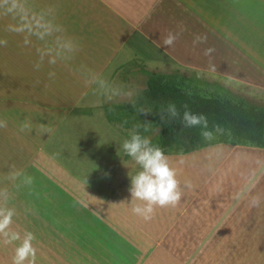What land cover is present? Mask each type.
Wrapping results in <instances>:
<instances>
[{
    "label": "crops",
    "instance_id": "obj_1",
    "mask_svg": "<svg viewBox=\"0 0 264 264\" xmlns=\"http://www.w3.org/2000/svg\"><path fill=\"white\" fill-rule=\"evenodd\" d=\"M81 1L78 5L81 8H84L83 1H90L85 3L90 13L100 9L106 12H101L108 21V28L102 31L104 35L111 33L109 27H116V23L117 27L128 29L125 38L132 37L140 44L159 48L177 64L193 65L189 57L193 59L196 47L201 45L210 59V68L205 66L204 71H212L223 81L264 90V0ZM75 7L73 0H0V14H9L12 26L19 30L24 25L43 27L51 22L61 27L67 15L75 25ZM83 22L88 24L85 19ZM169 34L175 36V40L171 45H165L164 39ZM220 48L230 52L216 54ZM218 56L217 63L221 66L216 69L214 60ZM6 112L7 115L1 113L5 126L0 128V134H4L7 127H17L16 133L20 134L19 127H22L24 135L28 123L20 121L19 116L23 115L16 110ZM26 145L29 144L21 148L27 150ZM217 146L221 149L200 155L187 153L188 159H168L177 172L182 197L176 206L156 207L148 220L133 214L132 208L143 206V202L131 200L129 177L125 173L121 175L116 167V181L107 185L108 193L101 200L94 198V210L101 214H94V225L106 231L103 230V234L96 232L94 226L86 227L90 230L89 237L94 239L90 249L94 264H264V149ZM237 150H251L248 152L257 154L244 179L233 165L227 166L230 155ZM62 155L64 162L68 155ZM220 155L222 157L212 164V159ZM45 157L42 165L38 161V166L43 168L48 180L55 181L56 193L50 191L51 185H46L43 177L39 181L41 198L38 201L27 199L23 196L25 187L18 178L7 190L6 207L15 209L12 225L16 226H12L11 231L20 234V243L24 233L34 234L35 264H62L60 259L52 258L64 255L62 249L47 250L48 246L46 248L39 240L44 242V238L50 236L48 230L52 223L64 225L68 222L64 214L78 222L77 216L91 203V198L81 195L85 186L75 178L74 169L67 170L68 163L64 167L56 157ZM122 159V164L130 161L124 152ZM7 160L6 170L9 164L12 165L11 160ZM100 164L102 160L94 163L96 184L107 170ZM122 164L120 167L123 168ZM4 168L0 167L1 171ZM136 170L138 168L132 174ZM251 180L254 183L248 184L246 193H242ZM75 190L78 191L77 201L71 203L73 196L70 193ZM99 192L100 189L95 193ZM254 200H258L255 205ZM37 206L46 210L39 215L30 214L29 209L34 213ZM52 208L57 209V213H52ZM60 234L66 238L65 233ZM112 238L118 239L115 245L111 243ZM15 245L18 246V240L2 251V256L7 258L4 264H12L13 258L8 256H14Z\"/></svg>",
    "mask_w": 264,
    "mask_h": 264
},
{
    "label": "rangeland",
    "instance_id": "obj_2",
    "mask_svg": "<svg viewBox=\"0 0 264 264\" xmlns=\"http://www.w3.org/2000/svg\"><path fill=\"white\" fill-rule=\"evenodd\" d=\"M80 1L73 0V5L76 6L75 25L69 21L67 15L65 24L61 27H56V24L52 25L51 22L43 27L24 25L19 30L18 27L12 26L9 14L3 15L5 17L0 14V122L3 121L2 112L7 115L6 111L16 110L23 115L19 116L20 121L29 124L25 127L24 135L22 127H19L20 134L16 133L17 127L4 128V134H0V167H6L5 163L9 161L7 159L12 162L8 170L0 169V188L7 187L9 190L16 181L8 178L9 173L22 170L24 175L34 178L31 185H25L23 177L19 178L25 187L24 197L35 201L41 198L39 181L43 177L45 184L51 185L50 191L56 193L55 181L48 180L43 168L38 166V161L42 165L45 156L52 155L59 159L58 162L64 167L68 163L67 170L74 169L75 178L85 186L81 195L83 198H91V203L77 216L78 222L64 214L68 222L64 225L52 223L51 229L48 230L50 236L44 238V242L39 240L45 247L48 246L47 250L57 247L62 249L64 255L52 256L57 261L60 259L62 264H94V255H91L90 251L94 239L89 237L90 230L86 227L94 226V230L99 233L106 231L94 225V214L101 215L94 210V198L101 200L108 193L107 185H113L116 181V167L121 175H128L129 171L132 173L138 168L131 158L126 164L121 163V146L131 131L107 122L105 106L132 103L136 95L144 89L149 74H179L185 79L198 81L196 85L204 89L200 91L201 94H215L216 92L210 93L213 91L211 86L217 85L235 97L244 98L257 106H264V90L223 81L212 71H204L205 66L210 68V59L201 45L195 46L197 53L193 59L189 57L193 65L177 64L167 58L159 48L140 44L137 40H132V37L131 40L129 37L125 38L128 29L117 27L116 23V27H109L111 33L104 35L102 31L108 28V21L101 12H106L100 9L94 11V14L90 13L85 8V3L90 1H83L85 9L78 6ZM84 19L91 27L83 22ZM111 20L114 21L113 18ZM229 52L226 48H220L215 53L226 55ZM219 56L214 60L216 69L221 66L217 63ZM201 82L209 84L210 87L200 84ZM156 134L155 130L145 137L152 139ZM25 144H29L26 145L27 150L25 147L21 148ZM220 149L221 147L216 145L190 153L200 155ZM248 151L237 150L233 156L230 155L227 163V166L233 165L243 179L253 165V159L257 158V154ZM62 154L68 155L69 159L67 157L63 162ZM166 156L175 161L185 157V154L174 153ZM221 157H214L212 164ZM100 160L102 169L107 170L102 174L99 184H96L94 163H100ZM121 164L125 171L120 167ZM252 183L254 180L246 184L242 193H246L248 184L251 186ZM105 184L106 186H103ZM99 189L101 192L95 193ZM76 192L78 191L70 193L73 196L71 203L77 201ZM34 203L37 205V202ZM29 210L30 214L39 215L46 208L37 206L34 213ZM51 211L57 213V209L52 208ZM12 226L16 225H11L10 231ZM60 233H65L66 238ZM117 241V238L111 239L113 245ZM6 248H10L9 244H5L2 237L0 264L7 261V258L2 256V251ZM71 259L74 261L71 262Z\"/></svg>",
    "mask_w": 264,
    "mask_h": 264
},
{
    "label": "trees",
    "instance_id": "obj_3",
    "mask_svg": "<svg viewBox=\"0 0 264 264\" xmlns=\"http://www.w3.org/2000/svg\"><path fill=\"white\" fill-rule=\"evenodd\" d=\"M196 83L179 74H149L132 103L105 106L106 120L124 130L136 129L142 137L156 130L151 143L162 148L165 155L187 154L220 144L264 149V106L235 97L217 85L211 86L210 93L215 94H201L204 89ZM169 105H175L177 116L169 115ZM185 111L203 115L207 127H187ZM205 131L212 134L211 138L202 135Z\"/></svg>",
    "mask_w": 264,
    "mask_h": 264
},
{
    "label": "clouds",
    "instance_id": "obj_4",
    "mask_svg": "<svg viewBox=\"0 0 264 264\" xmlns=\"http://www.w3.org/2000/svg\"><path fill=\"white\" fill-rule=\"evenodd\" d=\"M175 40V36L169 34L164 39L165 45H171ZM168 113L175 117L178 115L175 105H169ZM183 121L187 127L202 126L207 127V120L203 115H196L189 111L183 114ZM5 123L0 122V128ZM50 131V129H47ZM130 138L122 143L123 152L130 157L138 170L135 174L130 171L128 177L130 180L129 192L131 200L135 199L143 202V206L137 205L132 208L135 215L143 217L145 220L151 219L156 207L176 206L182 197L180 182L176 178L177 172L169 164L168 157L159 146H153L151 140L142 137L136 129L130 132ZM202 135L209 139L210 132H202ZM23 177L25 185H31L33 177L24 175L22 170H16L9 173L10 180H17ZM8 200V191L6 188H0V236L4 238L5 244L21 240L20 234L10 231V227L15 215V209L6 207ZM123 203V202H122ZM258 200H254L253 204H257ZM35 236L31 232H26L22 242L15 248V254L12 264H35L37 249L33 246L32 241Z\"/></svg>",
    "mask_w": 264,
    "mask_h": 264
}]
</instances>
